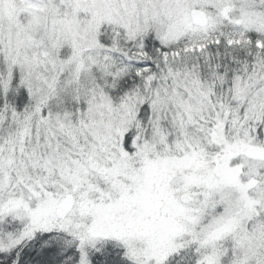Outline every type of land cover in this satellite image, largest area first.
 I'll list each match as a JSON object with an SVG mask.
<instances>
[{
    "label": "snow or ice",
    "instance_id": "6c2138e0",
    "mask_svg": "<svg viewBox=\"0 0 264 264\" xmlns=\"http://www.w3.org/2000/svg\"><path fill=\"white\" fill-rule=\"evenodd\" d=\"M0 264H264V0H0Z\"/></svg>",
    "mask_w": 264,
    "mask_h": 264
}]
</instances>
